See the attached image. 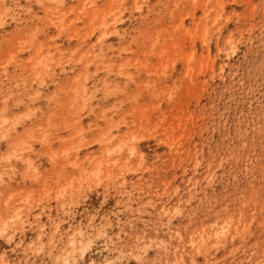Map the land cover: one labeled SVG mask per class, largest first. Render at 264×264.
I'll list each match as a JSON object with an SVG mask.
<instances>
[{
    "label": "rangeland",
    "instance_id": "374dc122",
    "mask_svg": "<svg viewBox=\"0 0 264 264\" xmlns=\"http://www.w3.org/2000/svg\"><path fill=\"white\" fill-rule=\"evenodd\" d=\"M0 264H264V0H0Z\"/></svg>",
    "mask_w": 264,
    "mask_h": 264
}]
</instances>
